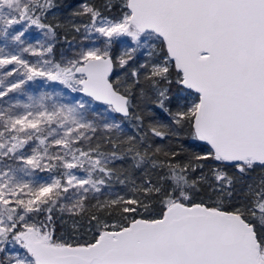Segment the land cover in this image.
<instances>
[{
	"label": "snow or ice",
	"instance_id": "6c2138e0",
	"mask_svg": "<svg viewBox=\"0 0 264 264\" xmlns=\"http://www.w3.org/2000/svg\"><path fill=\"white\" fill-rule=\"evenodd\" d=\"M53 9L102 46L40 64L0 47V68L15 66L5 75L23 70L0 98L40 77L138 124L135 100L159 112L147 111L154 119L139 140L109 135L93 146L88 102L42 93L0 109V264H264V0H0V36L23 44L35 25L54 37L61 25L41 22ZM122 37L130 45L117 49ZM21 51L43 56L53 45ZM102 126L121 131L108 115ZM155 138L167 144L145 146ZM29 141L38 146L26 155ZM129 156V169L110 166ZM35 169L61 171L26 180ZM130 169L139 182L119 179ZM113 176L132 194L96 195Z\"/></svg>",
	"mask_w": 264,
	"mask_h": 264
},
{
	"label": "rangeland",
	"instance_id": "374dc122",
	"mask_svg": "<svg viewBox=\"0 0 264 264\" xmlns=\"http://www.w3.org/2000/svg\"><path fill=\"white\" fill-rule=\"evenodd\" d=\"M53 14V11L46 14L48 19H51V16ZM22 25H26V22H21V25H14L12 29L13 30H23ZM26 32L24 37H22L24 43L23 44H16L15 42L11 41L9 38L8 40H5L2 36H0V47H4L5 52H12L15 54H19L23 59L28 61L30 64H40L43 62V60H51L53 62H63L66 63L68 59L73 58L76 53H78L82 48L87 47H100L102 46V40L103 38L98 37V34H92L90 39H85V37L88 35L86 32H84L83 29H81L80 32H78L79 36L77 40L86 42L85 43H74L70 42L66 45V47L61 48L58 50L57 59L54 61L52 60V54L51 53H45L43 56L39 55H33L31 52H22L21 49L24 47L32 46L33 48H36L37 50L41 49L43 47H47L48 44H54L55 42V36L49 37L47 36L46 29H40L37 28L35 25H26ZM119 45L118 49L122 47L125 43H128L130 45V41L127 37L119 38ZM143 54L145 50H142ZM14 65H7L4 68H0V89H6L10 82H15L18 79H22V69L18 68L17 73H14L12 76H6V71L11 70ZM56 83L57 86L54 88H51V84ZM38 87V89L36 88ZM37 90V92H34ZM64 91H67L69 93H75L72 92L70 89L65 88L62 84H60L57 81H48L46 78H40L37 77L32 81H26V83L22 86L21 89L16 90L14 92H9L7 96L0 98V109L7 108L10 105L17 104L19 102L20 104H27L29 103V97L33 98H39L42 93H49V94H56L53 98L58 101L59 103L64 104H75L77 101H82L78 96H74L71 100L67 98V96L64 95ZM34 93V94H33ZM48 103H51L49 101ZM95 110L92 111V110ZM13 111L17 114H22L25 109L22 107H16L13 109ZM99 113V115L97 114ZM105 114V110L103 107H91L88 111L85 112V118L87 120H91L94 123L98 125L97 131L103 130V117ZM109 122H113V120L109 117ZM93 133L89 132L88 135H92ZM38 146V141H29V145H26L24 149H21L20 151L24 152L26 155H31V149L33 147ZM79 147H84L87 149V142H83L82 144H78ZM59 150L58 147L50 149V151H57ZM8 163L12 164L14 167L17 166L20 162H13V161H7ZM59 171L61 170H54L52 172L49 171H41L40 169L32 170L31 174L36 176V179L33 180L29 176L25 177L26 180L32 181L34 183H47L50 182L51 178L55 176ZM74 173L79 177H84L86 175L85 172L81 170H73ZM108 186H105L102 189V193L96 194L99 195L101 199L108 196H115V195H124L127 196V190L121 192L117 191L116 189L109 190L107 188ZM18 247V246H17Z\"/></svg>",
	"mask_w": 264,
	"mask_h": 264
},
{
	"label": "trees",
	"instance_id": "16d2710c",
	"mask_svg": "<svg viewBox=\"0 0 264 264\" xmlns=\"http://www.w3.org/2000/svg\"><path fill=\"white\" fill-rule=\"evenodd\" d=\"M81 2H83V0H72L74 7L78 6V4ZM56 3L57 4H63V3H65V0H56ZM52 11H53V14L51 16V19L49 20L48 17L46 15H44L41 18V22L45 23V24H52V25L60 24L61 25V27L56 28L55 42L53 44V51L51 52L52 60L55 61L57 59L58 50H60L63 47H66V45L68 43H70V42H74L77 44L85 43V45H86V42H83V41L79 42L77 40L79 34L73 28H71L70 25L68 24L69 13L67 10H65V9H53ZM74 22L76 24H80L82 22H87V21H86V19H84L82 21V18L77 17V18H75ZM118 45H119V40L117 41V44H116L117 49H118ZM144 59H146V57L144 56L143 51L141 50V52L137 54L135 61L132 62V65L135 66L139 62H142ZM56 86H57L56 83L51 84V88H54ZM36 88L38 89V87H36ZM34 92H37V90H35ZM173 92H175V89H173ZM136 94L138 96L139 89H136ZM64 95L67 96V98L69 100H71L74 96H78L82 101L90 103L91 107H103L104 110L106 108L105 105H102L100 103H95V102L89 100L88 98L84 97L83 95L79 94V92H75L72 94V93H69L67 91H64ZM134 103L139 104V107L134 109L135 112L145 113L144 118H143V123L138 124L137 121H135L134 119L133 120H127L124 117H119V116L115 115L114 113H105L113 121L119 122L121 124V131L117 132L116 130H113L111 133L106 132L104 129L101 131H97V133L95 135L94 134L91 135V136L94 135V138L92 141L93 146L98 142V138L107 137L109 135L112 136L113 138L119 137L122 140L125 139L127 136H133V137H136L137 140H139V135H142L144 132L147 131L149 122L154 119V117L152 115L147 114V111L150 109V110H152V112L156 113V112H159V110L156 109L155 105L153 103H151V101H140L139 99H137L134 101ZM147 143H151L152 147L155 148L157 145H161V146L166 145L167 141H160L159 138H155L152 141L146 142L145 146H147ZM102 147L105 149L108 148L107 145H102ZM130 163H131V157L129 156L124 161L117 160V161L113 162V164L110 166L115 167V168H119V169H129ZM254 175H256V174H254ZM126 176L129 179L137 180V182H139V180L142 178V174H141L140 170H131L130 169L126 173V175H120L119 179H126ZM29 177L33 180L36 179V176H34L32 174ZM106 186H108L107 188L109 190L116 189L117 191H121V192H123L124 190L125 191L127 190L128 191L126 193L127 196L132 194L130 192L131 185L130 184L121 185L118 182V179L116 176H113V178L108 181V185H106ZM92 203H95V201H92Z\"/></svg>",
	"mask_w": 264,
	"mask_h": 264
},
{
	"label": "water",
	"instance_id": "95a60500",
	"mask_svg": "<svg viewBox=\"0 0 264 264\" xmlns=\"http://www.w3.org/2000/svg\"><path fill=\"white\" fill-rule=\"evenodd\" d=\"M79 94H81V95H83L84 97H86V98H88L89 100H91L90 97L85 96L83 93L79 92ZM93 102H95V103H99V102H96V101H93ZM114 114L117 115V116H119V117H123L121 114H118V113H114Z\"/></svg>",
	"mask_w": 264,
	"mask_h": 264
}]
</instances>
